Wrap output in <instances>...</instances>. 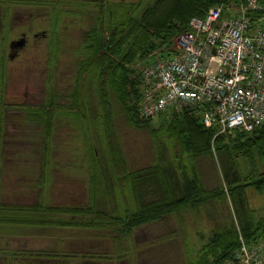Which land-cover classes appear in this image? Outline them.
Segmentation results:
<instances>
[{
	"label": "trees",
	"instance_id": "obj_1",
	"mask_svg": "<svg viewBox=\"0 0 264 264\" xmlns=\"http://www.w3.org/2000/svg\"><path fill=\"white\" fill-rule=\"evenodd\" d=\"M6 1L15 4L30 0ZM146 1L113 2L106 10L99 9L94 19L90 20L89 27L80 33L81 43L79 42L74 50L76 60L69 108L75 110L78 106L79 96L82 95L80 88L83 86L86 92L82 96L87 98L84 105L89 109L82 117L85 124L80 121L77 125L89 138L91 144V151L87 154L89 158L81 162L80 155H62L60 152L56 157L51 155L49 162H45L36 156L37 151L35 157L23 155V157H15L16 159L0 158V172L3 168L1 162L3 160L9 162L14 170L19 169L20 172L27 173V176L33 175L34 171V179L19 185V188L29 190L34 188L38 190L37 195L42 199V203L34 205L0 203V234H9L8 237L4 235L0 238H17L27 236L31 232L52 229L35 227L36 220L46 219L42 213L78 214L77 216L81 217L76 220H67L59 215L53 219L54 224L63 227L68 222L82 220L84 221L81 223L82 226L77 227L84 230L93 229L92 224L98 223L97 227L113 226L117 229L116 238H125L133 230L158 222L176 212L196 211L224 192L229 196L237 225L231 223L230 226L210 230L209 235L203 239L204 243L195 251L194 256L191 255L186 264H220L230 260L239 247L238 237L247 247L264 245V216L259 218L253 215L246 197L248 190L257 194L264 192V128L250 133L233 131L212 140L216 129H206L202 126L200 108H173L154 118L144 120L137 116L140 104L139 68L149 62L147 60L150 56L157 53L161 57L170 50L172 39L186 30L191 17H202L207 9L228 2L238 6L244 0H148V3L143 5ZM259 1L264 2V0ZM37 3L45 2L39 0ZM66 15L72 17L71 12L66 13V11H56L50 16L55 24L48 29L47 39L54 38L56 46H60L59 40L61 42L64 32L61 33L62 22L67 18ZM224 15L226 14L223 13ZM53 54L54 58L59 59V55L50 52L52 59L49 60V66L52 68L55 64ZM153 57L151 56V59ZM1 68L2 66L0 70ZM110 95L130 125L146 126L147 123L157 120L159 125L149 132L153 137L161 131L164 132L160 134L165 135L169 146L170 143L174 144L179 157L172 154L174 150H170L167 145L159 147L158 142H154L152 143L156 148L154 162L140 170H126L112 123ZM52 99L54 100V97ZM54 108L67 107L56 105ZM41 110L40 108L25 110L24 120L38 124L43 115ZM66 117L69 118L70 115L58 110L51 121L46 117L43 118L41 133L43 142L52 139L50 153L60 151L61 144L67 140L66 137L61 136L57 142L55 137L56 123ZM76 119L80 120L79 115ZM56 120L58 121L55 123ZM77 136L80 138L81 135ZM200 143L204 148L202 151L196 147ZM98 147H101V151ZM224 149L227 150L226 153ZM201 152L206 155L211 152L216 155L227 154L228 161L225 162L227 165L224 164L223 168V161L221 167L223 180L221 188L211 191L204 189L193 161ZM166 153L167 157H165ZM79 163L83 165L78 167ZM48 164L49 167L46 166ZM239 166L245 167V170ZM258 167L261 168L260 171ZM76 171L82 172L78 174L79 176L87 177V206L54 204L50 198L51 192H55L54 189L58 190V187L67 189L70 185L78 190L82 187L80 180L72 176L77 174ZM97 173L98 179H96ZM97 182L104 200L103 207L111 214L108 216V221L97 219L96 215L99 212L92 210L94 205L91 204V193L95 191ZM62 195L65 194L61 193V197ZM71 197L74 198V195L71 194ZM45 203L47 205H44ZM86 212L94 219L90 218L85 222L83 214ZM4 250L6 251H0V264H49L48 261H51L47 257L51 255H48L40 245L36 247L30 245L28 249L5 248Z\"/></svg>",
	"mask_w": 264,
	"mask_h": 264
},
{
	"label": "rangeland",
	"instance_id": "obj_2",
	"mask_svg": "<svg viewBox=\"0 0 264 264\" xmlns=\"http://www.w3.org/2000/svg\"><path fill=\"white\" fill-rule=\"evenodd\" d=\"M5 1H0L1 55L6 52L5 47L9 40L17 37L19 32L32 34L47 31L48 36V29L55 24L50 16L56 11L71 13L76 11L79 13V17L75 22H72V17L66 15L67 18L62 22L61 33L64 32L63 40L62 38L61 42L59 40L60 46L55 45L54 38L50 40L47 39V36L44 38L38 36L29 42L23 50L19 51V57L17 55L11 62L3 61L0 70V158L16 159L15 157H23V155L33 157L37 151L36 156L45 162H49L51 155L56 157L60 152L62 155H80L82 156L81 162L86 161L88 159L87 154L91 151V144L82 128L77 125L80 121L85 124L82 117L88 113L87 109H89L84 105L87 98L82 96L86 92L83 86L80 88L82 95L79 96L78 106L75 110L69 108L71 107L69 106L71 103L70 92L72 91L71 83L76 60L74 50L81 40L80 33L89 27L90 20L94 19V15L98 14L99 9L102 8L104 11L109 6L102 4L103 0H51L52 2L45 4L28 2L12 4ZM109 1L133 3L134 0ZM146 3L148 0L143 5ZM222 6L223 13L226 15L234 14L237 10V6L232 2ZM45 22L48 25L45 26ZM34 27L36 28L34 29ZM53 33L55 32L53 31ZM50 52L59 55L58 59L54 58L53 54L55 62L53 68L49 66V60L52 59ZM52 97L54 100H51ZM49 99L50 102H48ZM109 103L113 127L118 146L124 157L126 170L136 171L150 166L155 160L156 148L152 144L154 142H158L159 147L167 145L170 150H174L172 154L179 157L174 144L170 143L169 146L168 141L165 140V135L160 134L164 132L157 133L155 137L149 132L159 125L157 120L147 123L146 126L141 124L130 125L111 95L109 96ZM56 105H63L67 108L55 109L54 106ZM38 108L42 109L43 115L40 117L39 123H36L37 125L30 123L29 120H24L23 112L25 110ZM58 110L70 115L69 118L58 119L59 122H57L58 120L55 121V123L57 122L55 135L57 142L62 136L67 138V143L64 141L61 144V150L57 153H50L52 139L49 138L48 142H43L42 122L45 117L51 121L52 116ZM77 114L80 118L78 121L76 119L78 118ZM79 134L81 135L80 138L77 136ZM96 145L94 144V146ZM196 147L201 151L204 149L201 143ZM98 150L101 151V147H98ZM226 151L224 149L225 153ZM225 153L216 155L211 152L206 155L201 152L194 158L195 169L205 190L211 191L223 186L221 167L223 161V168L225 162L228 161V156ZM165 155V157L168 156L167 153ZM1 162H3V168L0 172V203L12 205L42 203L41 197L37 195L38 190L19 188V185L34 179V171L33 175L27 176V173L20 172L19 169L14 170L6 160ZM77 165L80 167L83 164ZM46 166L49 167V164ZM239 168L245 170L243 166H239ZM258 170L260 171L261 168L258 167ZM76 173L72 176L80 180L82 187L78 190V188L70 185L67 189L61 187H58V190H56L57 188L54 189L55 192H51L50 197L54 204L67 203L69 206H87V177L78 175L82 172L76 171ZM54 174L55 172H53ZM36 176L37 174H35ZM97 176L99 177L98 173L96 179H98ZM68 180L70 179L68 178ZM54 181L57 182L55 179ZM61 193L65 195L61 197ZM71 194L74 195V198L71 197ZM91 194V204L94 205L92 210L102 214L97 212V219L108 221V216L111 214L106 212L103 207L104 200L98 182L95 191ZM80 197L82 198L80 199ZM246 197L253 215L259 218L264 216V192L257 194L248 190ZM83 217L85 222H88L87 219H94L87 212L83 214ZM81 223H83L82 220ZM231 223L234 226L237 225L229 196L223 192L196 211L176 212L158 222L133 230L128 237L117 236L118 238H116L117 229L100 226L99 228L85 229L83 236H78L76 243L79 253L84 255L81 264H186L191 255L194 256L195 251L204 243L203 239L209 235L210 230L217 227L224 228L230 226ZM4 235H7L5 237L9 236L6 233L0 234V236ZM43 235L51 237L48 234ZM0 240L4 241L3 238ZM15 247L13 244L10 247H5L3 243H0V251H6L4 248L15 250ZM45 250L47 253L50 251L47 247Z\"/></svg>",
	"mask_w": 264,
	"mask_h": 264
},
{
	"label": "built area",
	"instance_id": "obj_3",
	"mask_svg": "<svg viewBox=\"0 0 264 264\" xmlns=\"http://www.w3.org/2000/svg\"><path fill=\"white\" fill-rule=\"evenodd\" d=\"M222 7L191 17L170 50L153 53L139 68L140 119L195 107L202 126L216 129L212 140L264 128V2L244 0L224 16ZM238 240L231 259L220 264H264V245Z\"/></svg>",
	"mask_w": 264,
	"mask_h": 264
},
{
	"label": "crops",
	"instance_id": "obj_4",
	"mask_svg": "<svg viewBox=\"0 0 264 264\" xmlns=\"http://www.w3.org/2000/svg\"><path fill=\"white\" fill-rule=\"evenodd\" d=\"M89 158V157H88ZM31 215V214H28ZM43 216H45L44 220H36V226L35 227H50L52 229L48 228V231L43 232H35V233H29L27 236L17 237V238H8L4 239V241L0 240V243H3V246L10 247V245H14L15 250L19 249H28L30 248V245L32 247L41 246L43 247V250L47 247L50 249L48 251V254L51 256H48V258L51 259V261H48L49 264H81L83 262L84 255L79 253V248L77 247V241L78 236H83L84 230L83 228L77 227L78 225H81V222L78 221H71L62 226H58L54 224V218L53 217H60L66 218L67 220H76L75 218H79L78 214H56V213H42ZM81 217V216H80ZM56 222V221H55ZM84 222V221H83ZM98 223H93L92 227L93 229L97 227ZM89 225V224H88ZM100 227V226H99ZM98 227V228H99ZM30 228V227H28ZM115 229L113 226L110 227ZM29 231V230H28ZM21 234V232L19 231ZM43 234H48L51 237H45ZM13 248V247H12ZM5 249V248H4ZM47 252V251H46ZM61 262V263H60Z\"/></svg>",
	"mask_w": 264,
	"mask_h": 264
},
{
	"label": "flooded vegetation",
	"instance_id": "obj_5",
	"mask_svg": "<svg viewBox=\"0 0 264 264\" xmlns=\"http://www.w3.org/2000/svg\"><path fill=\"white\" fill-rule=\"evenodd\" d=\"M19 1H28V0H19ZM37 1H39V0H30V1H28V3L36 4ZM43 1L45 3L46 2L47 3L48 2H52L51 0H43ZM58 1H60V0H58ZM121 2H124V1H121ZM21 3H23V2H21ZM111 3H113V2L112 1H109V0H103V4H106L107 6H110ZM66 13H68V11H66ZM71 15H72V18H71V21L72 22H75L77 20V18L79 17V13L78 12H74V13L72 12ZM46 25H48V24L45 22V26ZM35 28L36 27H34V29ZM46 32L47 31H43V32H39V33L34 32L32 34H29V33H26V32H19L18 35H17V37L11 38L9 40V42L6 44V47H5L6 52L4 54H2V55L0 54V67L2 66V63H3L4 60H7V61H10L11 62L13 59H15L17 57V55L19 57V51L23 50V48H25V46H27V44L29 42H31L33 39L38 38V36L39 37H42V38L46 37L47 36V33ZM20 39L23 40V44L20 46V48L19 47H16V46H13L12 48L9 47L10 43L17 42ZM34 42H35V40H34Z\"/></svg>",
	"mask_w": 264,
	"mask_h": 264
},
{
	"label": "water",
	"instance_id": "obj_6",
	"mask_svg": "<svg viewBox=\"0 0 264 264\" xmlns=\"http://www.w3.org/2000/svg\"><path fill=\"white\" fill-rule=\"evenodd\" d=\"M22 44H23V40L20 39V40L17 41V42H12V43H10L9 47L12 48L13 46H16V47H19V48H20V46H21Z\"/></svg>",
	"mask_w": 264,
	"mask_h": 264
}]
</instances>
